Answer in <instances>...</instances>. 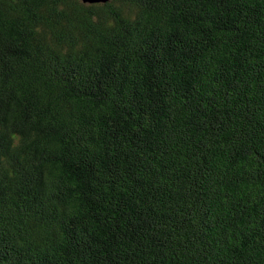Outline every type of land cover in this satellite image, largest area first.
<instances>
[{"label":"trees","instance_id":"16d2710c","mask_svg":"<svg viewBox=\"0 0 264 264\" xmlns=\"http://www.w3.org/2000/svg\"><path fill=\"white\" fill-rule=\"evenodd\" d=\"M0 264H264V0H0Z\"/></svg>","mask_w":264,"mask_h":264},{"label":"water","instance_id":"95a60500","mask_svg":"<svg viewBox=\"0 0 264 264\" xmlns=\"http://www.w3.org/2000/svg\"><path fill=\"white\" fill-rule=\"evenodd\" d=\"M84 2H87V3H94V2H99V1H102V0H83Z\"/></svg>","mask_w":264,"mask_h":264}]
</instances>
